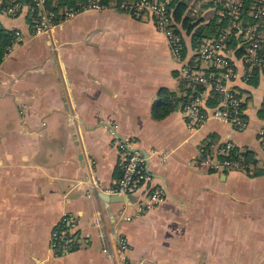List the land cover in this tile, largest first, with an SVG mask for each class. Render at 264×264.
Returning a JSON list of instances; mask_svg holds the SVG:
<instances>
[{
    "label": "crops",
    "instance_id": "crops-1",
    "mask_svg": "<svg viewBox=\"0 0 264 264\" xmlns=\"http://www.w3.org/2000/svg\"><path fill=\"white\" fill-rule=\"evenodd\" d=\"M183 1L185 15L206 24L224 0ZM103 6L41 35L28 5L15 17L0 13V27L22 38L0 62V264H264V74L257 85L246 82L244 63L230 54L238 71L232 86L245 97L244 131L216 119L192 129L181 105L156 119L162 90L170 101L189 98L180 64L150 18ZM177 26L191 59L192 34ZM115 136L146 154L153 185L164 192L146 213L142 190L129 201L103 198L122 175ZM228 142L252 152L254 163L200 165L205 145L213 151ZM63 218L75 224L76 247L54 253L52 233Z\"/></svg>",
    "mask_w": 264,
    "mask_h": 264
},
{
    "label": "built area",
    "instance_id": "built-area-1",
    "mask_svg": "<svg viewBox=\"0 0 264 264\" xmlns=\"http://www.w3.org/2000/svg\"><path fill=\"white\" fill-rule=\"evenodd\" d=\"M45 1L37 0L39 10L33 19V31L36 35L47 34L53 28V22L58 20V14L52 11H45ZM169 0H139L132 6L131 10H136L141 16L149 17L159 31L166 37L173 56L179 59L182 64L183 77L191 87H196L198 92L189 98L184 107L187 123L192 129L201 127L208 119H216L222 122L231 123L237 130L244 131L248 127V122L244 118L243 99L239 96L238 90L232 86V83L238 77V71L232 64L230 53L231 49L226 46L225 36L221 39L206 40L200 43L197 47V55L205 64V68H200L196 60L185 58V44L181 35L177 32L176 24L172 16V11L168 6ZM24 4L11 0L3 8L0 13L7 16L15 17L22 10ZM102 4L90 3L86 8L101 9ZM128 9L127 4L123 5ZM122 7V8H123ZM225 13L221 16L223 19L231 18L233 22L232 29L226 32L230 34L233 30L235 34L243 35L249 42L246 53L243 56V62L251 71L253 68L264 70V2L258 0L252 7V15L258 20L256 23L242 26L240 21V1L228 2L224 7ZM80 11L67 10L65 19L75 15ZM12 43L8 47L20 41L21 33L15 31L12 33ZM206 62V63H205ZM212 68H216L223 72H211ZM250 74L244 75V80L248 81ZM214 89L219 93L221 103L218 107L211 110L206 106V99L210 89ZM258 139L264 150V127L258 131ZM115 144L121 152L120 168L122 171L121 177L110 187L104 188L103 192L108 195L132 196L137 190H142L145 197L141 201L139 212L146 213L153 207L157 206L164 200V192L153 185V177L148 171V161L146 156L128 142L115 136ZM234 151V145L231 142L219 146L211 151L205 145L201 149L200 165L208 168L219 170H239L245 167L243 160H234L230 158ZM96 188L99 187L97 184ZM68 219L63 218L54 228L51 239V248L54 253H68L76 247L77 236L71 232L73 223H68ZM67 224L68 228H64ZM97 226L100 222L96 221ZM104 252L108 256H113V252L109 250L107 241L103 234ZM128 249V244L125 239L119 243V250L125 252Z\"/></svg>",
    "mask_w": 264,
    "mask_h": 264
},
{
    "label": "trees",
    "instance_id": "trees-1",
    "mask_svg": "<svg viewBox=\"0 0 264 264\" xmlns=\"http://www.w3.org/2000/svg\"><path fill=\"white\" fill-rule=\"evenodd\" d=\"M10 0H4V3ZM97 1L98 4L102 5H110L112 2L115 4H121L123 1L127 0H59L58 2H54L53 0H46L45 7L48 11L58 12L61 7H66L69 10H77L82 11L86 8L90 2L95 3ZM139 1V0H134ZM167 1V0H165ZM240 1L241 9H240V21L242 22V26L246 27L248 25L256 23L258 20L252 15V7L258 0H236ZM263 1V0H262ZM15 2L22 3L24 5H28L31 11V25L33 17L37 15L39 6L37 5V0H15ZM264 2V1H263ZM222 2L218 5L217 10L221 11L224 10L222 8ZM169 8L172 11V16L174 18L177 32L182 37V32L177 26V23H182L185 26L186 30L189 34H192V44L193 48H197L198 45L204 42L205 39H221L222 35L225 36V43L229 49L234 52L236 58L241 59L243 62V56L246 53V49L249 45V42L244 38L243 35L235 34L236 31H232L230 34L226 35V32L232 29L233 20L231 18L223 19L221 15H217L214 19L209 21L206 24H201V21H195L194 18H191L190 13L185 15L188 5L183 0H169L168 3ZM20 12L17 14V16ZM185 15V16H184ZM13 37L12 32H6L4 29L0 27V62L4 57V51L8 48L12 43ZM185 47L186 42L184 41ZM187 48V47H186ZM185 48V50H186ZM231 62L235 66L237 71V67L235 62L232 58ZM244 63V62H243ZM245 65V64H244ZM246 73L250 74V78L248 79V83L257 85L258 80L261 74H264V70L253 68V70L249 71L248 67L245 65ZM211 72L219 73L220 70L216 68H212ZM245 73V74H246ZM237 89V88H235ZM192 92V89H189V94ZM239 96L243 99V109H244V118L248 122L246 116V106H245V99L244 96L240 91H238ZM171 93L169 94L168 91L162 90L160 95V103L154 107V117L156 119H163L167 115H169L172 111L178 108L181 105V109L184 111V107L188 102V98L185 99H178L175 98L174 100L169 99ZM207 107L209 109V113H211L212 109H215L221 103V98L218 92L214 89L209 90L208 97L206 99ZM264 110L262 111V113ZM264 118V116H263ZM187 120V119H186ZM208 150H211L208 148ZM230 158L236 160H245L248 164L254 163V155L252 152H245V153H237V151H233L230 155ZM64 228H68L67 224H65Z\"/></svg>",
    "mask_w": 264,
    "mask_h": 264
},
{
    "label": "rangeland",
    "instance_id": "rangeland-1",
    "mask_svg": "<svg viewBox=\"0 0 264 264\" xmlns=\"http://www.w3.org/2000/svg\"><path fill=\"white\" fill-rule=\"evenodd\" d=\"M11 1V0H10ZM10 1H8V2H6V3H3L2 4V6H1V8H3L7 3H9ZM160 1H165V0H160ZM234 1H236V0H224V1H222V8H224L225 7V5H226V3H228V2H234ZM136 1H134V0H127V1H123L121 4H115V7L116 8H118V9H121V10H124L126 13H128V14H130V15H132V16H134V17H137V18H141V17H139V16H141L139 13H137V11L136 10H134V11H132L131 10V8H130V6H132L134 3H135ZM93 3V2H92ZM221 3V2H220ZM220 3H218V5L220 4ZM127 4V7H128V9H126L125 7H123V5H126ZM123 7V8H122ZM1 8H0V10H1ZM217 8H218V6H217ZM44 10L46 11L47 10V8L45 7L44 8ZM67 10H69V9H67L66 7H61L59 10H58V12H55L56 14H58V20H55L54 22H53V28L55 27V25H58L59 23H62L63 21H65V20H67V19H65L64 17H65V13H66V11ZM193 11H196V9L195 8H193L192 9ZM225 10V9H224ZM224 10H221V11H219V15H222L223 13H225V11ZM48 11V10H47ZM71 11H77V10H71ZM53 12V11H52ZM72 16H74V15H72ZM72 16H70L69 18H71ZM147 18H149V17H147ZM33 19H34V17H33ZM152 21V20H151ZM153 22V21H152ZM154 23V22H153ZM32 28H33V20H32ZM156 26V25H155ZM157 28V27H156ZM158 29V28H157ZM161 32V31H160ZM13 33V32H12ZM182 38H183V40L185 41V39H184V36L182 35ZM206 40H213V39H205L204 41H206ZM186 42V41H185ZM186 47H187V44H186ZM193 52H194V57L193 58H191V59H189L188 58V47L186 48V50H185V58L186 59H189V60H196L195 62L197 63V64H199L200 65V68H205V64L204 63H202L201 62V60H200V56H198L197 55V48L195 49L194 48V50H193ZM234 53V52H233ZM233 53H230V54H233ZM174 58L178 61V63L180 64V71H179V76H180V80L182 81V83H184V85H186L187 86V88H191L192 89V92L190 93V94H188L189 95V98H191L192 97V95H194L196 92H198V90H197V88L196 87H191V86H189L188 85V83L185 81V79H184V77H183V71H182V64H181V62L179 61V59L178 58H176L175 56H174ZM230 58H232L231 56H230ZM233 59V58H232ZM206 63V62H205ZM222 73L223 72H219V75H222ZM189 98H188V100H189ZM244 99H245V97H244Z\"/></svg>",
    "mask_w": 264,
    "mask_h": 264
},
{
    "label": "water",
    "instance_id": "water-1",
    "mask_svg": "<svg viewBox=\"0 0 264 264\" xmlns=\"http://www.w3.org/2000/svg\"><path fill=\"white\" fill-rule=\"evenodd\" d=\"M56 1V0H55ZM145 156L146 154L143 153ZM103 198L105 200H109L110 202H124V201H129L130 197L129 196H119V195H108V194H105V196H103Z\"/></svg>",
    "mask_w": 264,
    "mask_h": 264
}]
</instances>
